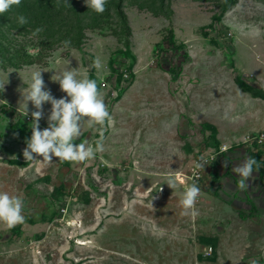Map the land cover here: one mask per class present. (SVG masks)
I'll use <instances>...</instances> for the list:
<instances>
[{
	"label": "rangeland",
	"instance_id": "1",
	"mask_svg": "<svg viewBox=\"0 0 264 264\" xmlns=\"http://www.w3.org/2000/svg\"><path fill=\"white\" fill-rule=\"evenodd\" d=\"M111 1L97 14L75 0L63 10L64 21L48 24L38 17L23 25L26 32H6L3 42L22 80L31 83L32 73L42 71L46 88L59 99L66 93L52 76L78 68L97 80L112 120L94 159L53 157L49 163L23 156L37 110L32 102L23 123L16 114H0V191L25 204L24 223L9 228L0 222V264H264V180L255 175L246 191L237 188L239 177L229 165L238 154H216L211 126L232 107L244 106L231 92L237 72L248 82L249 71L264 75V0H122L129 30ZM31 24L43 31L32 36ZM47 28L51 37H45ZM75 41L79 48L71 47ZM38 54L40 64L23 65ZM97 58L99 70L92 66ZM50 110L45 102L41 130ZM99 128L84 124L75 142L95 145ZM156 138L162 139L158 146ZM118 140L123 147L110 151L109 142ZM141 142L145 149L136 150ZM247 150L264 154L258 147ZM214 154L197 183L199 214L184 215L185 175L197 158ZM170 176L173 189L166 183Z\"/></svg>",
	"mask_w": 264,
	"mask_h": 264
},
{
	"label": "clouds",
	"instance_id": "2",
	"mask_svg": "<svg viewBox=\"0 0 264 264\" xmlns=\"http://www.w3.org/2000/svg\"><path fill=\"white\" fill-rule=\"evenodd\" d=\"M21 2L22 0H0V14L10 11L13 6H19ZM84 2L88 9L97 14H102L106 10L108 0H84ZM65 3L69 5L68 0H65ZM16 20L20 26L28 23V19L23 15H18ZM41 31H43L42 28H36L32 32V36L38 35ZM63 43L68 46L71 42L66 40ZM92 66L98 70L102 67L99 58L93 62ZM41 73L42 71L32 73L31 83L23 96L25 102L23 116L28 115L27 103L29 101L37 109L31 113L32 134L26 141L27 146L23 150L25 160L34 161L37 159L36 157H42L44 161L51 163L53 157H56L60 161L79 163L94 159L98 152L104 150V126L106 122L112 120L97 80L83 76L78 68H67L58 74L56 73L51 79L58 82L60 90L66 93L65 97L57 99L52 95L50 89L46 88ZM4 84H0V88H3ZM45 102L51 104V110L48 116V127L41 130L39 121L43 118ZM84 124H87L89 128L100 126L98 129L100 139L95 142V145L88 141L75 142L81 136V129ZM260 140L264 142V137H261ZM206 165L208 162L203 157L195 163L197 179L199 178V171H204ZM223 166L228 167V161H225ZM261 167L260 161L252 156L233 167L232 171L239 177L237 188L240 191H246L250 187L248 181L253 177V172H258ZM166 183L170 188H175V177L170 176ZM200 192L201 189L196 182L191 183L186 188L180 200L184 215L191 214L195 217L199 214L195 205ZM24 207V201L20 197L10 195L6 191H0V222L5 223L9 228L24 223ZM252 264H258V261L254 260Z\"/></svg>",
	"mask_w": 264,
	"mask_h": 264
},
{
	"label": "crops",
	"instance_id": "3",
	"mask_svg": "<svg viewBox=\"0 0 264 264\" xmlns=\"http://www.w3.org/2000/svg\"><path fill=\"white\" fill-rule=\"evenodd\" d=\"M15 72L16 70L14 69H7L6 71H2L0 69V84L5 83L4 87L0 90V114H6L5 111L11 113L12 116L13 114H16L19 119L17 121L19 123H23L24 118L29 116L30 112H32L33 110L30 111L27 108L28 115L24 117L22 113L24 112L25 103L23 102V100L19 99V97H22L23 99V96L26 94V90L28 89L27 86L30 85V82L27 79H21L22 73L18 74L19 72ZM25 74H27V72H25ZM25 74L23 73L24 77ZM249 75L252 76L253 82L244 80L242 77L243 75L241 76L239 75V72H237L236 83L233 82L231 84V92L240 97V99L243 101L244 106L237 109L235 108L236 110H233L234 108L232 107L231 109H229L230 111H227L224 113V115H221V122H213V125L211 126L215 131L214 139L218 144L217 150L221 146H225L227 149V152H224L225 154L228 153L229 155H231L230 152L238 154V157L236 159H231L229 167L233 168L235 166H238L243 162L244 159L252 156L257 161H260L262 165L258 172H253V176L256 175L257 177H260L262 178V180H264V154L260 153L261 155L259 156L251 152L249 153L247 150V146H244L242 144L244 137L248 135H254L264 130V75H258L251 71H249ZM240 81H244L241 83H246L243 84L245 87L242 88L246 90L240 89ZM103 89H105V87H103ZM15 95H18L19 97L17 96L16 98ZM12 109L15 111H13ZM155 112V118L157 117L156 120H159L163 117L162 115H160L161 112L159 109H157ZM162 133L163 132L160 131V128H157V132H154V135L160 136V134ZM160 138L153 139L152 143L153 141L156 143H154L153 145H160L159 142L162 140ZM119 142L120 140H118L117 143L109 142V144H111V146L109 147L111 149L110 151L117 150V148L120 147L122 148L123 143L120 145ZM143 144L144 143L142 142L140 144H137L138 146L136 150L145 149V146H143ZM117 145L118 147H116ZM209 171L210 170L206 171L205 173L208 177ZM155 181V178H153V183H155ZM143 193L145 192L143 191Z\"/></svg>",
	"mask_w": 264,
	"mask_h": 264
},
{
	"label": "trees",
	"instance_id": "4",
	"mask_svg": "<svg viewBox=\"0 0 264 264\" xmlns=\"http://www.w3.org/2000/svg\"><path fill=\"white\" fill-rule=\"evenodd\" d=\"M32 1L33 4L30 2ZM75 0H68L69 5L71 6ZM121 1L122 0H112L111 3L113 8L115 9L116 14L120 17L121 22L124 24V27L128 29L125 21V15L121 9ZM229 3L234 4V0H229ZM58 4V8L55 6ZM35 5V6H34ZM65 3V0H22L19 6H13L12 9L4 14H0V65L1 66H9L13 69H19L20 65H16L15 62H11V58L9 55V48L4 45L3 41H6V32L8 29H19V31L26 32L25 26H20L17 23L16 18H13L12 21H9L7 16L9 14L16 15H24L28 19V23L26 25H30L32 20L37 21L38 17L43 18L45 22L48 24L58 23L60 21H64L65 12L64 9L70 7ZM39 20V19H38ZM41 21V20H40ZM14 23L15 25L9 27V23ZM32 31H34L38 26L32 25ZM55 32V31H54ZM45 37H51L53 33L49 31L47 28L45 31ZM51 33V34H50ZM10 44V43H9ZM4 45V46H3ZM79 42H74L71 47L79 48ZM40 64V54H38L35 58H29L23 65H38ZM2 70L5 68L1 67Z\"/></svg>",
	"mask_w": 264,
	"mask_h": 264
},
{
	"label": "built area",
	"instance_id": "5",
	"mask_svg": "<svg viewBox=\"0 0 264 264\" xmlns=\"http://www.w3.org/2000/svg\"><path fill=\"white\" fill-rule=\"evenodd\" d=\"M126 74L123 75V77L126 78ZM102 87L105 86V84H101ZM261 137H264V130L254 134V135H248L246 137H244L243 141H242V144L243 145H247V146H252V147H258V148H261V149H264V142H261L260 138ZM226 151V147L225 146H221L219 149H218V152L216 154H220L222 152ZM215 154L214 155H211V156H208V157H203L205 160H207L208 162V165H210L212 163V161L214 160L215 158ZM200 158H197V160L194 162V165L192 166V168L190 169V174L189 175H185L186 178L188 179V182L191 184L193 182H196V183H200V180L203 178V171H199L198 175H199V178L197 179L196 178V171L195 170V163L199 160ZM206 165L205 168L208 166ZM211 251V248H209V252Z\"/></svg>",
	"mask_w": 264,
	"mask_h": 264
},
{
	"label": "bare ground",
	"instance_id": "6",
	"mask_svg": "<svg viewBox=\"0 0 264 264\" xmlns=\"http://www.w3.org/2000/svg\"><path fill=\"white\" fill-rule=\"evenodd\" d=\"M176 176H178V177H180V175H176ZM179 180H180V178H179ZM74 224V222L72 223V222H70L69 223V225H73ZM76 224V223H75ZM67 225V224H66ZM75 226H77V225H75ZM89 242H82V241H80V242H77V244L79 245V246H85V245H87Z\"/></svg>",
	"mask_w": 264,
	"mask_h": 264
}]
</instances>
